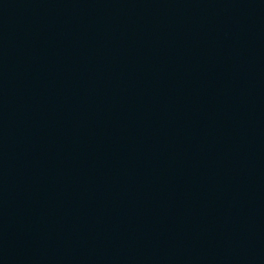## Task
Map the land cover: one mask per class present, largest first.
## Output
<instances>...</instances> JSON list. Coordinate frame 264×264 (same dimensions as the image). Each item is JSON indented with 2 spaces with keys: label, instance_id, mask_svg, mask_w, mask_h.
<instances>
[{
  "label": "water",
  "instance_id": "water-1",
  "mask_svg": "<svg viewBox=\"0 0 264 264\" xmlns=\"http://www.w3.org/2000/svg\"><path fill=\"white\" fill-rule=\"evenodd\" d=\"M0 264H264V0H0Z\"/></svg>",
  "mask_w": 264,
  "mask_h": 264
}]
</instances>
